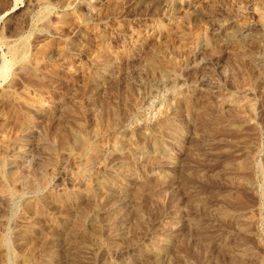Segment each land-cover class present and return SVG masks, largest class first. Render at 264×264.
<instances>
[{
  "label": "rangeland",
  "instance_id": "374dc122",
  "mask_svg": "<svg viewBox=\"0 0 264 264\" xmlns=\"http://www.w3.org/2000/svg\"><path fill=\"white\" fill-rule=\"evenodd\" d=\"M0 66V264L264 261V0H0Z\"/></svg>",
  "mask_w": 264,
  "mask_h": 264
},
{
  "label": "bare ground",
  "instance_id": "6f19581e",
  "mask_svg": "<svg viewBox=\"0 0 264 264\" xmlns=\"http://www.w3.org/2000/svg\"><path fill=\"white\" fill-rule=\"evenodd\" d=\"M165 9V8H164ZM244 26V25H243ZM242 29V28H241ZM236 30L238 33V35H242L243 33H244V31H245V29H242V30ZM233 32V31H232ZM236 33V32H235ZM237 35V36H238ZM232 36V35H231ZM235 36V35H234ZM233 36V37H234ZM234 39V38H233ZM23 49H25V48H23ZM254 57V56H253ZM254 62L255 63H257V64H260V62H261V60L256 56V57H254ZM1 68H4L3 66H0ZM21 69V68H20ZM4 71V70H3ZM33 76H36L37 74H42V69H41V67H39L38 65H34L33 67H31V70L29 71ZM30 74V75H31ZM168 78V74H163V75H161V78L159 79V83L161 84V83H163V81L164 80H166ZM156 95V94H155ZM160 97V96H159ZM153 103V102H152ZM148 107V106H147ZM136 128V127H135ZM90 145V144H89ZM90 147V146H89ZM112 148H114V147H112ZM115 148H117V147H115ZM93 149V148H92ZM107 148H105V147H102L101 149H100V152L101 153H106L107 152ZM116 150V149H115ZM114 150V151H115ZM104 156V155H103ZM19 158V157H18ZM12 163H14V165L15 164H17L16 163V161L14 160ZM91 166H92V164L90 163H88L84 168H83V170L81 171V173H82V175L83 176H86L87 175V172H88V170L91 168ZM0 167H2L1 168V170L3 171L4 169H5V164H1L0 165ZM3 195H5V194H3ZM8 195V194H7ZM6 196V195H5ZM10 196V195H9ZM246 257H247V255L245 254V253H243V254H241L240 255V260H245L246 259ZM239 260V261H240ZM262 262L264 263V261H261L260 260V262H259V264H262ZM240 263V262H239ZM245 263V262H244ZM247 263V262H246Z\"/></svg>",
  "mask_w": 264,
  "mask_h": 264
}]
</instances>
